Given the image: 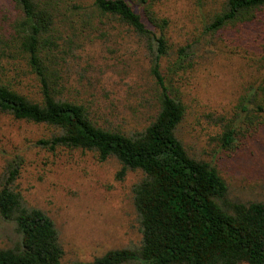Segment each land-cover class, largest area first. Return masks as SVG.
I'll use <instances>...</instances> for the list:
<instances>
[{
	"label": "trees",
	"instance_id": "trees-1",
	"mask_svg": "<svg viewBox=\"0 0 264 264\" xmlns=\"http://www.w3.org/2000/svg\"><path fill=\"white\" fill-rule=\"evenodd\" d=\"M9 1L13 16L3 15L7 26H0V115L47 127L41 148L114 159L117 180L141 173L131 190L138 243L73 264H264V201L231 198L216 167L191 153L180 133L186 105L174 83L200 65V49L209 59L235 54L241 80L214 119L217 141L229 150L264 129V0H186L194 28L181 41L171 35L165 0ZM112 37L133 42L147 60L154 111L141 128L100 125L88 106L66 96L69 58ZM10 67L32 76L37 91L27 92L17 73L12 83ZM19 170L10 161L0 174V220L9 226L0 264H62L59 231L17 189Z\"/></svg>",
	"mask_w": 264,
	"mask_h": 264
},
{
	"label": "rangeland",
	"instance_id": "rangeland-1",
	"mask_svg": "<svg viewBox=\"0 0 264 264\" xmlns=\"http://www.w3.org/2000/svg\"><path fill=\"white\" fill-rule=\"evenodd\" d=\"M163 5L172 21L171 35L181 41L194 28V18L184 10L188 2L165 0ZM3 15L13 16L9 0H0V26L6 27ZM199 51L204 53L200 65L174 80L186 105L180 133L191 153L216 167L231 198L264 201V129L226 150L214 126V119L238 93L243 64L235 54L217 52L209 59L204 49ZM69 61L66 96L88 106L100 125L141 128L153 114L154 83L143 52L133 42L112 37L75 52ZM11 68L5 75L12 83L20 80L27 92L37 91L32 76ZM48 135L43 125L0 115V174L8 162H20L15 185L28 204L53 220L64 252L62 264L89 262L108 250L136 245L140 232L131 190L141 173L127 172L117 180L119 164L114 159L101 162L89 151L38 146ZM8 231L0 220V245Z\"/></svg>",
	"mask_w": 264,
	"mask_h": 264
}]
</instances>
